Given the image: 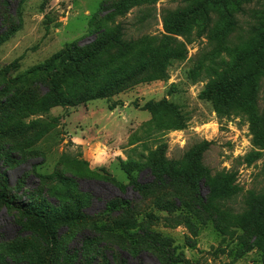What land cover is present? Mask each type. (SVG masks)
Instances as JSON below:
<instances>
[{
  "label": "rangeland",
  "instance_id": "374dc122",
  "mask_svg": "<svg viewBox=\"0 0 264 264\" xmlns=\"http://www.w3.org/2000/svg\"><path fill=\"white\" fill-rule=\"evenodd\" d=\"M115 1L0 0V36L9 34L0 44L1 178L18 202L56 207L60 257L84 249L96 229L101 237L82 264H264V251L245 233V200L264 192V79L227 97L217 89L251 53L244 41L264 21V0H157L108 17ZM178 11L180 35L167 33L164 18ZM119 32L125 47L112 49L114 59L86 67L104 83L125 78L105 98L54 106L46 78L26 76L70 44L88 47ZM147 59L153 63L143 67ZM82 86L70 81L63 93L72 97ZM216 178L230 194L210 195ZM118 198L134 209L102 213ZM213 207L219 211L210 218ZM78 208L83 221H62ZM40 232L38 223L0 210L2 262L12 264L6 250L16 244L40 249Z\"/></svg>",
  "mask_w": 264,
  "mask_h": 264
},
{
  "label": "trees",
  "instance_id": "16d2710c",
  "mask_svg": "<svg viewBox=\"0 0 264 264\" xmlns=\"http://www.w3.org/2000/svg\"><path fill=\"white\" fill-rule=\"evenodd\" d=\"M157 0H118L108 6L107 10H110L106 15L108 17L118 14H126L131 9L144 5L147 3L155 2ZM234 4H239V2L245 3L247 0H232ZM225 6V5H224ZM105 9V8H104ZM192 11H190V15ZM183 13L178 11V15L174 16L169 14L168 17L164 18V28L167 33L180 35L181 25L183 24L179 16ZM233 26V24L229 25ZM235 26V23H234ZM236 27V26H235ZM106 30L102 31L101 35H105ZM9 34L0 36V44L5 41V37ZM242 35V34H241ZM241 35L239 37H241ZM122 34L119 32L116 36L101 38L98 39L95 43L88 47H80L77 43L68 45L64 50L57 53L52 59L46 61L43 64L37 65L27 72V77L30 79L34 78L35 80L45 77L46 83L49 87V96L52 100L54 106L61 107H76L85 102L102 99L108 95V92L111 90H117L120 85L124 84V77L115 76L110 79H105V83L100 79V71L88 70L86 67L94 66L95 61L99 60L103 56H111L114 59L115 55L110 53L113 48L118 46L125 47V44L121 38ZM245 38V36H242ZM163 40H171L172 43L177 42V40L171 39L168 35L164 36ZM244 44L251 49L250 54L243 55L240 59H237L235 65L230 66L229 69L224 72L221 83L217 82V89L219 94L222 97H227L228 95L240 92L243 90V86L246 83H252L253 88L255 82L264 79V21L258 22L257 25L250 27L246 42ZM169 45V44H168ZM129 46V45H127ZM119 52V51H118ZM121 54L116 53V58H120ZM115 58V59H116ZM164 60H162L163 62ZM153 60L147 59V62L143 64V67H146L147 64H152ZM18 69L17 61L13 64H10L6 67V74H10L13 71ZM134 77L133 74L126 78V82L131 80ZM27 81V80H26ZM75 82L82 86L83 92L80 94H74L72 97L65 96L63 93V88L67 87L69 82ZM68 88V87H67ZM96 91V92H95ZM212 90H209V99L215 101L216 94L211 93ZM207 94V92H206ZM215 182L213 185L214 188L211 189L210 195L231 193V189H224V185L220 181ZM192 182L191 179L187 180ZM171 183V182H169ZM189 184V185H190ZM139 185V184H137ZM160 185V184H159ZM141 190L146 189L143 185H139ZM150 186V185H149ZM193 193H198L199 185H193ZM159 187V186H158ZM168 187V186H167ZM168 190V189H166ZM229 198H231L229 196ZM228 198V199H229ZM227 200V199H226ZM247 211H245V233L251 235L253 238V246L259 248L261 251H264V227L262 226V221L264 220V192H251L245 200ZM211 204V200H207L203 206ZM132 202L130 200H125L118 198L106 205V208L102 213H106L109 208L112 210L129 208L128 210H133ZM252 206H257V208L252 211H248ZM132 207V208H131ZM56 207L50 206L49 208H38L33 207L29 203H20L16 200V197L12 194L9 185L5 182L0 176V210L4 209L8 212H14L17 217L24 219L25 221H32L39 224L41 232L36 235L40 242V249L37 248L33 243L25 242L22 245L16 244L14 247H9L7 249L6 257L9 260H12V264H82L83 255L87 252V247L91 245L92 241H96L97 238L101 236L97 235V230L94 229L92 241H87L84 249L81 247L77 250H74L72 253H66L65 257H60L57 255V250L60 245V235L54 229L55 224L52 219V210ZM131 208V209H130ZM213 210L208 211L207 215H210V218L214 216L217 217V211L219 208L213 207ZM208 209V208H207ZM81 208L77 209V216H73V213L70 214L66 212L65 218L62 221H71L75 223L76 221L80 222L84 220V216H79ZM215 217V218H216ZM123 230V227H119ZM124 234L130 236L127 230L124 231ZM142 234L145 239H148L149 242L154 243L155 240L159 241L157 235L142 231ZM117 236V235H116ZM120 237V236H119ZM118 237V240H119ZM143 238L142 236H140ZM123 239L122 237H120ZM137 238V240H141ZM157 241V242H158ZM164 242H168L163 240ZM138 241L134 243L137 244ZM169 243V242H168ZM18 248L17 250H14ZM84 251V252H83ZM83 252V254H82ZM88 257L90 255H87ZM2 252L0 250V264H10L3 263ZM90 259V258H89ZM106 260V259H105ZM87 261H89L87 259ZM107 262V261H106ZM176 260L168 261V264H177ZM109 264V263H108Z\"/></svg>",
  "mask_w": 264,
  "mask_h": 264
}]
</instances>
